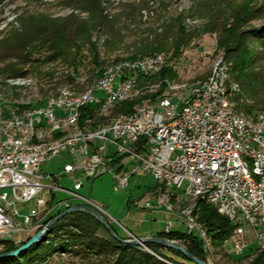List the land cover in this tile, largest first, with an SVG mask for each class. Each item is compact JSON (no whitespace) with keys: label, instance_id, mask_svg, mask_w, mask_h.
<instances>
[{"label":"rangeland","instance_id":"obj_1","mask_svg":"<svg viewBox=\"0 0 264 264\" xmlns=\"http://www.w3.org/2000/svg\"><path fill=\"white\" fill-rule=\"evenodd\" d=\"M103 2L106 6L103 15L107 21L91 35V43L101 63V67H97L93 61L94 53L91 46H84L81 50L71 48L67 52V57L60 58L59 51L55 52L49 42L43 44L44 40L52 39L59 26L65 25L68 20L78 24L90 21L89 15L81 13L71 4V0L5 1L0 8V111L3 114L14 115L19 112L18 110L22 112L21 109L43 105L49 96L60 89L85 92L99 82L108 67L124 60H133L134 57H137L135 58L137 60L146 56H166L168 59L166 67L171 70L173 76L165 80L203 84L213 76L215 65L220 60L227 63L230 71V64L224 60L223 52L217 50V34L204 31L213 23L226 22L233 12L243 5L259 8L264 4V0H103ZM263 25L264 14L250 24L253 27ZM179 28L184 29L182 36L188 42L174 50L170 46L177 39ZM158 40H163L169 47L158 50V46L153 45ZM152 45L153 49H148ZM262 49L261 44H254V50ZM100 70L102 76L99 74ZM154 76L140 82L138 89L142 90L141 98L157 95L152 92L157 86L158 91L164 88L160 85L164 80L154 79ZM69 78H73L74 83H70ZM180 96L184 99L187 97L186 93H179L174 97L175 100ZM117 114L115 109L112 115ZM69 160L68 155L63 153L44 164L42 170L57 176ZM81 179L83 188L78 194L107 211V214L102 215L103 220L113 231L117 227L124 230V237H120L121 239L130 240L132 236L148 238L145 235L154 232L156 233L152 237H157L158 233L163 232L167 234L175 231L187 232L186 226L182 224L183 217L178 215L180 211L178 205L172 203L174 212L169 213L154 209L158 207L157 198L161 193L153 177L133 176L128 187L124 189L118 187L115 177L108 171L98 172L90 179ZM60 184L72 189L74 177L65 176ZM184 186L186 187V184ZM68 198L69 195L58 193L56 202ZM47 199L50 200V195ZM72 203L83 204L81 200H74ZM36 207L35 200L28 204H17V209L22 214H27L31 208ZM64 211L66 210L60 213ZM45 219L42 220L43 227L38 231L46 226L45 222L49 218ZM97 221L102 225L98 236L106 240L114 238L106 227ZM169 223L174 224V229L167 231L166 225ZM196 223L200 226L198 222ZM38 231L27 238L22 234L20 242L17 240L20 235H15L11 240H0V254L12 252H6L12 245L15 248L13 251L17 250ZM69 231L80 233L73 227L58 232L49 230L44 241L46 245H43L41 250L49 251L52 248L53 251L43 261L29 264H113L115 260L113 252L98 255L97 248L90 247L87 240L84 245L74 246L66 235ZM207 236L211 244V238ZM169 241L185 250L190 246L187 240ZM249 241L251 243L248 248L239 256L232 253L226 244L221 249L210 244L207 246L205 241V248L208 250L204 249L206 264H254L261 257L256 250L262 249L254 238ZM134 247L150 252L148 245L147 248L140 245ZM166 253L170 254L167 251Z\"/></svg>","mask_w":264,"mask_h":264},{"label":"built area","instance_id":"obj_2","mask_svg":"<svg viewBox=\"0 0 264 264\" xmlns=\"http://www.w3.org/2000/svg\"><path fill=\"white\" fill-rule=\"evenodd\" d=\"M162 60L168 59L159 57L139 68L106 72L105 82L97 87L94 99L73 101L63 94L50 105L21 109L29 110V117L24 118L25 126L13 123L10 128L24 130L26 136L33 137L35 128L44 125V121L69 114L77 104H89L93 113V106L105 107L126 88L136 85L137 71H152V67L161 66ZM116 74H123V81H116ZM225 88L223 76V87H214L212 79L211 85L196 88V93L186 99L167 105H157L156 99L151 100L150 109L121 123L114 132L82 136L77 131L72 142L60 145V151L54 153H47L46 147L36 152L21 149L16 140H3L7 129L0 131V238L11 240L20 235L17 239L20 242L22 234L27 238L42 228V220L47 216L79 205L107 214L102 206L78 192L83 188L81 178L90 179L98 172L108 171L120 189L127 188L133 176H151L159 188L160 185L174 187L180 200H194L198 205L204 202L224 214L236 227L233 236L225 242L232 253L245 251L251 238L264 247L262 186L253 183L248 175L237 174L236 162L244 156L230 136L229 115L218 111V102L230 100L223 98ZM259 116L262 117V112ZM89 117L92 114L84 120ZM250 132L264 140V133L254 129ZM63 153L75 155V163L66 162L57 176L42 170L44 164ZM254 158L264 174V159L256 153ZM70 168H78L72 189L60 184ZM58 193L70 198L56 202ZM34 200L37 207L29 213L22 214L17 209V204ZM74 200L83 204H73ZM154 209L169 213L163 204ZM182 224L189 234L194 233L202 240L205 249V231L189 229L188 221ZM173 226L167 224L166 230H172Z\"/></svg>","mask_w":264,"mask_h":264},{"label":"trees","instance_id":"obj_3","mask_svg":"<svg viewBox=\"0 0 264 264\" xmlns=\"http://www.w3.org/2000/svg\"><path fill=\"white\" fill-rule=\"evenodd\" d=\"M5 1L6 0H0V8ZM103 3V0H71V4L75 8L80 10L81 13H87L89 15L90 21H83L78 24L71 23V20H68V23L59 26L58 32L55 33V36L52 39H49L48 41L44 40L43 44L49 42L55 52L59 51L58 56L60 58L67 57V52L71 50V48L76 47L77 50H81L84 46H91V50L94 53V64L97 67H101L100 58L96 54L94 45L91 43V35L93 31L98 27L103 26L107 21L106 16L103 15L106 7ZM263 14L264 4L259 8H254L250 5H243L233 12L226 22L219 24L213 23L204 31V33L217 34V50L223 52L224 60L230 64V71L228 67L229 81L227 87H230L232 83L238 85L237 92H228V98H230L229 102L232 110L236 114L248 119L255 118L260 112H262V114L264 113V25L261 27L250 26L254 20L261 17ZM177 33V39L173 45L170 46V48H173L174 50H178L188 42V40L182 36V33H184L183 28H179ZM155 44L158 46V50H163L169 47L163 40L155 41L153 45ZM254 44H261L263 49L259 51L254 50ZM153 45L148 49L152 50ZM135 58L137 57L132 59L135 60ZM99 74L102 76L101 70L99 71ZM154 75H152L154 76V79H159L160 81L164 80L162 84H160L163 85L164 88H161V90L158 91L157 89L159 87L157 86L155 89L157 91H152L157 95H149L141 98L142 95L140 94L141 96L139 95L138 97L117 104L113 110L100 118L99 116L97 117L96 109L94 107L93 113L91 112L90 107L83 108L81 110V125H84V117L91 114L92 117H89V119L92 120L91 123L93 127L97 128L99 125H107L114 119L133 113L139 105L143 104V102L154 101L155 98L157 100L165 91V82H170L165 79H171L173 74L171 70L165 67L160 73ZM146 78H139L138 87L140 86V82ZM69 81L70 83H74L73 78H69ZM94 87L95 86L92 88ZM149 98L151 100H146ZM141 101L143 102L139 103ZM115 109L118 114L112 115ZM198 206V224L204 228L210 236L211 245L215 248L222 249L226 244L225 242L233 236L236 227L228 218L220 215L217 210L210 205L204 202H199ZM57 215L58 214L49 217L45 224ZM101 226L102 225L89 214L75 213L65 216L60 222L55 224L52 231L58 232L61 229H68L70 227L77 229L80 232L79 234L70 231L66 232V235L74 246L84 245L85 240H87L90 247H93L94 249L97 248V251H99L97 253L98 255H100L99 253L111 251L113 252L112 254L115 255L113 264H196L180 251L166 248L157 243L148 244L149 252L138 247L123 245L114 238H111V240L102 239L98 236ZM115 233L118 235L116 231ZM156 236L168 240L179 239L189 241L190 246L187 251L199 260L205 263L207 262L203 242L196 234L175 231L169 234L165 232L158 233ZM43 245H46L45 242L31 247L18 258L0 261V264H29L31 262L43 261L46 256L53 251L52 248L49 251L41 250ZM14 249L15 248L12 245L6 250V252L13 251ZM166 251L170 254L166 253ZM256 252L260 253L261 257L254 264H264V251H260L258 248Z\"/></svg>","mask_w":264,"mask_h":264},{"label":"bare ground","instance_id":"obj_4","mask_svg":"<svg viewBox=\"0 0 264 264\" xmlns=\"http://www.w3.org/2000/svg\"><path fill=\"white\" fill-rule=\"evenodd\" d=\"M159 57L166 56L155 55L143 59L124 60L115 63L105 70L103 76L94 88L82 93H77L67 88L60 89L55 94L49 96L44 101L43 105L52 104L63 94L69 96L70 100L73 101H87V99H94L97 97V87L105 82L106 72L122 71L127 70L128 68H139L143 64H150L151 59H159ZM166 66L167 60H162L161 66L152 67V71H137L136 85H131L130 88H126V91L121 96L112 99L110 104L105 107L93 106L96 109L97 117L99 116L100 118L105 116L121 102L138 97L141 94V90L138 89L139 78H146L158 74ZM223 76L224 85L226 86L225 91H223V98H228V92H237L238 85L232 83L230 87H227L229 81L228 66L226 62L220 60L215 65L213 76L203 84L165 82V91L163 95L156 100V104L167 105V103H172L175 100L174 97L179 93H186L188 97L189 95L196 93V88L211 85L212 79L214 87H223ZM116 81H123V74H116ZM177 99L181 100L184 98L180 96L177 97ZM87 107H89V104H77L69 114L62 117L51 118L49 121H44V125L35 128V131H33V137L26 136V131L24 130L10 128L13 123L18 124V126H25L24 118L29 117V110H22V112L15 113L14 115H3L0 111V131L7 129V131L3 133V140H16L21 149H29V152H36V150H41L43 147H46L47 153H54L55 151H60V145L72 142L73 133L77 131H80L82 136L114 132L115 128L121 123L137 117L138 113L150 109L151 101L143 102V104L139 105L135 111L129 115L119 117L107 125H99L97 128L92 126V120L89 118L84 122V125H81V110ZM218 111L220 114L229 115V122L232 127L230 128V136L233 139V143L240 148V154L244 156L239 157V162H236L237 174L239 177H246L248 175L253 183H261L262 188L260 189V200L264 209V174L261 173L254 158V153H256L257 156L264 159V140H259L250 132L251 129H254L260 133H264V113L262 114V117L258 115L252 119L242 117L232 110L229 101L218 102ZM68 157L70 158L68 163H75V155H68ZM66 176H73L74 179H76L78 176V168L68 169V171H66ZM159 191L161 194L159 193L160 195H158L159 197L157 198L158 206L163 204L169 212H174V208L172 209L173 205L171 204L178 205L180 209L178 215L183 217L184 223L188 221L189 229H192L193 231H205L196 223L199 206L198 204H195L194 200H180L179 195L175 192V188L167 187V185H160ZM220 215L224 216V214ZM207 235L208 234L205 231V241L207 242V246H209L210 242ZM0 240H3V238H0ZM257 243L260 247V242ZM260 248L264 251V247ZM205 249L208 251L207 248ZM241 253L242 252L236 253V255L239 256Z\"/></svg>","mask_w":264,"mask_h":264},{"label":"water","instance_id":"obj_5","mask_svg":"<svg viewBox=\"0 0 264 264\" xmlns=\"http://www.w3.org/2000/svg\"><path fill=\"white\" fill-rule=\"evenodd\" d=\"M77 212H85L91 214L93 217H95L97 220H99L105 227L106 229L110 232V234L121 244L124 245H130V246H143L147 248L148 244L151 243H157L160 244L166 248H171L180 251L182 254H184L187 258H189L191 261L195 262L196 264H206L203 261L199 260L198 258L194 257L191 255L187 250H185L181 246H177L172 244L169 240L165 238H160V237H148V238H138L136 236H132L130 240H124L118 237L115 232L113 231L112 227L108 225L104 220L102 214L94 209L91 206L88 205H79L75 206L71 209H68L59 215L55 216L51 221H49L46 226L38 231L36 234H34L29 241L18 248L15 251H12L10 253H5V254H0V261L6 260V259H13V258H18L20 255H22L24 252L29 250L31 247L41 244L45 241V238L48 234V231L52 229V227L61 219H63L65 216L71 215L73 213Z\"/></svg>","mask_w":264,"mask_h":264},{"label":"crops","instance_id":"obj_6","mask_svg":"<svg viewBox=\"0 0 264 264\" xmlns=\"http://www.w3.org/2000/svg\"><path fill=\"white\" fill-rule=\"evenodd\" d=\"M153 201H154V203H155V199H153ZM49 217H51V216H47L46 219L49 218ZM46 219H45V220H46ZM177 222L179 223V221H177ZM119 224H120V223H119ZM123 228H124L125 230L128 231V229H126L125 227H123ZM115 229H116V231H117V233L119 234L120 237H124L123 235H124L125 232H124L123 229H120V228H118V227L115 228ZM172 229H174V227H173ZM131 232H132V231H131ZM132 233H134V232H132ZM154 233H156V232H154ZM154 233H149L148 235L146 234L145 236L152 237ZM134 234H135V233H134ZM137 235H138V234H137Z\"/></svg>","mask_w":264,"mask_h":264}]
</instances>
